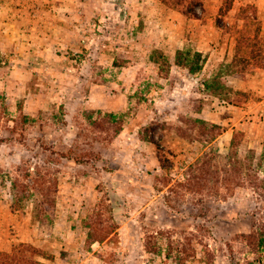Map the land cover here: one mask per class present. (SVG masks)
I'll list each match as a JSON object with an SVG mask.
<instances>
[{"label": "rangeland", "instance_id": "1", "mask_svg": "<svg viewBox=\"0 0 264 264\" xmlns=\"http://www.w3.org/2000/svg\"><path fill=\"white\" fill-rule=\"evenodd\" d=\"M263 164L264 0H0V264H264Z\"/></svg>", "mask_w": 264, "mask_h": 264}, {"label": "trees", "instance_id": "2", "mask_svg": "<svg viewBox=\"0 0 264 264\" xmlns=\"http://www.w3.org/2000/svg\"><path fill=\"white\" fill-rule=\"evenodd\" d=\"M151 59L153 62L160 63L163 65L166 64L165 58L163 57L160 50L155 49L153 50V54H151ZM200 61H201V53L198 51H192L190 49L176 50L175 53V64L178 66H182L185 69H187L189 72L194 73L200 70ZM113 65H119L116 59H113ZM236 146V140L233 137L230 142V148H233ZM261 182L264 183V164H263V178L261 179ZM247 239L250 240L249 243L252 245L253 242L252 239H256V245L255 246H262L264 244V222L259 226V229L253 230L252 233L248 234L246 236ZM171 252L169 251L167 256H171Z\"/></svg>", "mask_w": 264, "mask_h": 264}]
</instances>
